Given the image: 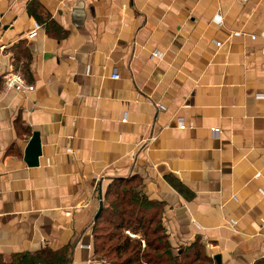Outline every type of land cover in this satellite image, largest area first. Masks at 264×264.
<instances>
[{"label": "crops", "instance_id": "obj_1", "mask_svg": "<svg viewBox=\"0 0 264 264\" xmlns=\"http://www.w3.org/2000/svg\"><path fill=\"white\" fill-rule=\"evenodd\" d=\"M119 180L175 254L264 264V0H0V258L109 264L92 230Z\"/></svg>", "mask_w": 264, "mask_h": 264}, {"label": "trees", "instance_id": "obj_2", "mask_svg": "<svg viewBox=\"0 0 264 264\" xmlns=\"http://www.w3.org/2000/svg\"><path fill=\"white\" fill-rule=\"evenodd\" d=\"M107 205L93 225V251L109 264H209L201 246L195 242L175 254L158 212L124 181L111 183ZM129 230L136 234L131 238ZM70 248L35 255H15L0 264H69Z\"/></svg>", "mask_w": 264, "mask_h": 264}, {"label": "built area", "instance_id": "obj_3", "mask_svg": "<svg viewBox=\"0 0 264 264\" xmlns=\"http://www.w3.org/2000/svg\"><path fill=\"white\" fill-rule=\"evenodd\" d=\"M112 78H118V75L114 74L112 75ZM5 85L8 88H15L17 90L19 89H25L32 90V86L27 85L25 83V79L22 74L19 72L11 71L5 74L4 76ZM182 126V125H181ZM216 132V130H214Z\"/></svg>", "mask_w": 264, "mask_h": 264}, {"label": "water", "instance_id": "obj_4", "mask_svg": "<svg viewBox=\"0 0 264 264\" xmlns=\"http://www.w3.org/2000/svg\"><path fill=\"white\" fill-rule=\"evenodd\" d=\"M39 155H40L39 138H38V134L34 133L26 150V160L30 164H37L38 161L37 159Z\"/></svg>", "mask_w": 264, "mask_h": 264}, {"label": "rangeland", "instance_id": "obj_5", "mask_svg": "<svg viewBox=\"0 0 264 264\" xmlns=\"http://www.w3.org/2000/svg\"><path fill=\"white\" fill-rule=\"evenodd\" d=\"M18 72V71H17ZM126 232V234H128L131 238H134V235L132 234V233H129V232H127V231H125Z\"/></svg>", "mask_w": 264, "mask_h": 264}]
</instances>
